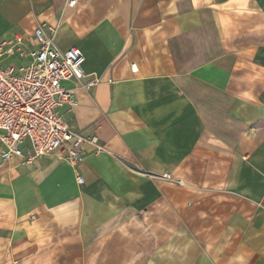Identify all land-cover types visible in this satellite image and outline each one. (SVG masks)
<instances>
[{
	"label": "crops",
	"instance_id": "0c3cea01",
	"mask_svg": "<svg viewBox=\"0 0 264 264\" xmlns=\"http://www.w3.org/2000/svg\"><path fill=\"white\" fill-rule=\"evenodd\" d=\"M67 2L0 0V40L82 53L87 140L0 166V264H264V0Z\"/></svg>",
	"mask_w": 264,
	"mask_h": 264
},
{
	"label": "built area",
	"instance_id": "2783aa9c",
	"mask_svg": "<svg viewBox=\"0 0 264 264\" xmlns=\"http://www.w3.org/2000/svg\"><path fill=\"white\" fill-rule=\"evenodd\" d=\"M75 5L76 0H68L67 7ZM33 37V43L20 34L0 40V166L14 156L27 165L55 157L77 166L87 140L64 121L60 109L73 102L62 84L85 76L83 55L78 48L59 50L53 34L40 27ZM136 69L130 65L131 72ZM98 82L93 78L84 88ZM89 142L95 153L102 151L95 139Z\"/></svg>",
	"mask_w": 264,
	"mask_h": 264
}]
</instances>
